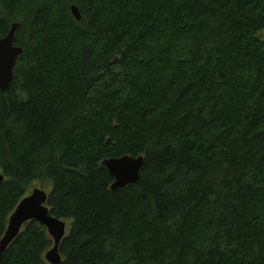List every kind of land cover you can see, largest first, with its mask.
<instances>
[{"label": "trees", "instance_id": "obj_1", "mask_svg": "<svg viewBox=\"0 0 264 264\" xmlns=\"http://www.w3.org/2000/svg\"><path fill=\"white\" fill-rule=\"evenodd\" d=\"M15 22L0 241L40 180L60 264H264V0H0V40ZM125 155L140 179L113 190ZM53 246L29 221L0 264Z\"/></svg>", "mask_w": 264, "mask_h": 264}, {"label": "water", "instance_id": "obj_2", "mask_svg": "<svg viewBox=\"0 0 264 264\" xmlns=\"http://www.w3.org/2000/svg\"><path fill=\"white\" fill-rule=\"evenodd\" d=\"M72 12L78 19H82L80 9L72 6ZM19 23L12 24L8 34L0 40V90L7 91L14 78V69L23 48L15 44L16 33ZM115 181L112 189L126 187L138 183L141 169L144 164V156L132 157L125 155L120 158H109L104 160ZM5 180L0 170V182ZM49 193L42 188H34L29 195H26L19 203L9 219L7 231L0 241V258L21 233L24 225L32 220L43 224L54 241V246L46 253L45 258L50 264H60L62 255L60 246L67 235L68 222L60 219L51 213L48 206Z\"/></svg>", "mask_w": 264, "mask_h": 264}, {"label": "rangeland", "instance_id": "obj_3", "mask_svg": "<svg viewBox=\"0 0 264 264\" xmlns=\"http://www.w3.org/2000/svg\"><path fill=\"white\" fill-rule=\"evenodd\" d=\"M259 37L264 39V30L259 33ZM52 187H53V185L49 182L37 180L32 184V186L28 190L27 194H29L34 188H42V189L46 190L48 193H50V191L52 190Z\"/></svg>", "mask_w": 264, "mask_h": 264}, {"label": "bare ground", "instance_id": "obj_4", "mask_svg": "<svg viewBox=\"0 0 264 264\" xmlns=\"http://www.w3.org/2000/svg\"><path fill=\"white\" fill-rule=\"evenodd\" d=\"M30 194V193H29ZM29 194H27V195H29Z\"/></svg>", "mask_w": 264, "mask_h": 264}]
</instances>
